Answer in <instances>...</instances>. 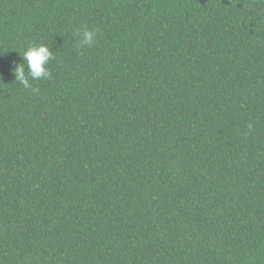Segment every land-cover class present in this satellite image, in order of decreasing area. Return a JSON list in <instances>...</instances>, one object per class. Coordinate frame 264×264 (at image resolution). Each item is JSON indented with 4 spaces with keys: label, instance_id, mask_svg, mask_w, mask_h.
I'll use <instances>...</instances> for the list:
<instances>
[{
    "label": "trees",
    "instance_id": "16d2710c",
    "mask_svg": "<svg viewBox=\"0 0 264 264\" xmlns=\"http://www.w3.org/2000/svg\"><path fill=\"white\" fill-rule=\"evenodd\" d=\"M0 264H264V0H0Z\"/></svg>",
    "mask_w": 264,
    "mask_h": 264
},
{
    "label": "clouds",
    "instance_id": "9594fccd",
    "mask_svg": "<svg viewBox=\"0 0 264 264\" xmlns=\"http://www.w3.org/2000/svg\"><path fill=\"white\" fill-rule=\"evenodd\" d=\"M77 37L79 47L91 46L96 40L97 30L83 29L77 33ZM21 57L24 62L16 66L12 71L15 76V82L23 88H31L30 79L39 80L51 77L48 65L54 57L49 47L44 44L30 46ZM25 61L28 68L27 74L25 73Z\"/></svg>",
    "mask_w": 264,
    "mask_h": 264
}]
</instances>
